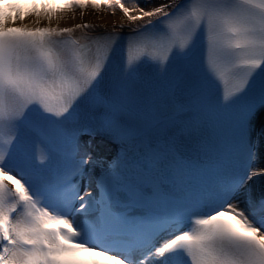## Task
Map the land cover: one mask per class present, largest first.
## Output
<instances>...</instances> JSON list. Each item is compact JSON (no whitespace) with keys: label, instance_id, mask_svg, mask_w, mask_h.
I'll return each mask as SVG.
<instances>
[{"label":"snow or ice","instance_id":"1","mask_svg":"<svg viewBox=\"0 0 264 264\" xmlns=\"http://www.w3.org/2000/svg\"><path fill=\"white\" fill-rule=\"evenodd\" d=\"M131 3L0 0V264H264V0Z\"/></svg>","mask_w":264,"mask_h":264},{"label":"bare ground","instance_id":"2","mask_svg":"<svg viewBox=\"0 0 264 264\" xmlns=\"http://www.w3.org/2000/svg\"><path fill=\"white\" fill-rule=\"evenodd\" d=\"M125 1V0H123ZM126 6H129V7H134V5L131 3V0L128 1V3H125ZM112 9L115 10V12H112ZM80 9H75V11H66L65 14H64V18L67 17V16H76L78 15V12L80 13ZM84 11L88 12L91 11L92 13L96 14L95 17L97 18H102L104 21L106 22H110V21H114L113 22V25H116L118 23H123V24H128L130 26H134L132 24H130L129 21H127L126 17L124 16L123 12L120 10L119 6L118 5H114L113 7H107V6H102L101 8L99 9H93L92 7L91 8H88L86 7L84 10H83V14H84ZM133 14H138L136 12H134ZM29 21V18H26L24 23H28L30 24ZM145 23L144 20H141V21H137L136 24H143ZM54 26H56V24L54 23ZM101 148L107 152L108 154L111 155V152L108 148V146H105L104 143H101ZM97 154H99V150H97ZM107 157V156H105ZM109 157V156H108ZM101 156L97 155V156H94V160H101Z\"/></svg>","mask_w":264,"mask_h":264},{"label":"rangeland","instance_id":"3","mask_svg":"<svg viewBox=\"0 0 264 264\" xmlns=\"http://www.w3.org/2000/svg\"><path fill=\"white\" fill-rule=\"evenodd\" d=\"M70 19H73V16L70 18ZM63 21H65V23H69V20H63ZM106 23H108V24H110L111 22H106Z\"/></svg>","mask_w":264,"mask_h":264}]
</instances>
